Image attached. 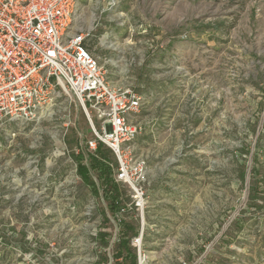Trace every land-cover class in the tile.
Masks as SVG:
<instances>
[{"label":"rangeland","instance_id":"374dc122","mask_svg":"<svg viewBox=\"0 0 264 264\" xmlns=\"http://www.w3.org/2000/svg\"><path fill=\"white\" fill-rule=\"evenodd\" d=\"M71 29L143 97L127 150L145 163L142 207L104 146L137 264V239L143 264H264V0H83ZM95 138L72 98L0 129V264L115 263L128 230L91 168Z\"/></svg>","mask_w":264,"mask_h":264},{"label":"built area","instance_id":"2783aa9c","mask_svg":"<svg viewBox=\"0 0 264 264\" xmlns=\"http://www.w3.org/2000/svg\"><path fill=\"white\" fill-rule=\"evenodd\" d=\"M82 1L0 0V129L36 121L59 99H77L96 136L88 149L95 152L103 144L114 153L118 180L131 185L142 207L144 191L136 184L145 163L129 164L127 150L141 131L132 119L141 112L143 97L110 83L87 45V35L72 31ZM90 110L103 123L99 130ZM139 242L135 246L143 264Z\"/></svg>","mask_w":264,"mask_h":264},{"label":"trees","instance_id":"16d2710c","mask_svg":"<svg viewBox=\"0 0 264 264\" xmlns=\"http://www.w3.org/2000/svg\"><path fill=\"white\" fill-rule=\"evenodd\" d=\"M81 160L80 173L84 179L92 186L96 196L99 195L97 185L90 180L89 168L84 164V156L81 154L77 157ZM91 168L99 175L100 184L103 190V197L108 202L109 209L113 216L118 219V222L122 227L126 229L128 233L120 235V242L118 244L115 263L114 264H137L136 255L132 253L130 249V230H133L128 224H126L121 218L120 213L125 208L124 202L121 196L118 185L114 182L113 171L110 168L109 155L106 154L103 144H99L94 155H90Z\"/></svg>","mask_w":264,"mask_h":264}]
</instances>
